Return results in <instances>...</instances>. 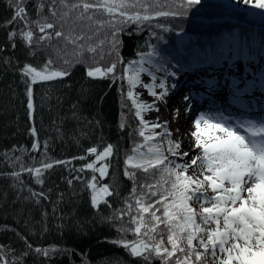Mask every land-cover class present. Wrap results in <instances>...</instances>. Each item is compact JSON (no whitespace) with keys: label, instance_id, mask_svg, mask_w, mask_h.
<instances>
[{"label":"trees","instance_id":"16d2710c","mask_svg":"<svg viewBox=\"0 0 264 264\" xmlns=\"http://www.w3.org/2000/svg\"><path fill=\"white\" fill-rule=\"evenodd\" d=\"M222 17L237 22H214ZM225 29L248 55L264 51L263 27L213 2L0 0V249L12 264H183L186 251L170 243L188 231L164 212L173 207L164 190L177 188L169 160L126 165L147 143L125 72L150 50L182 67L217 64ZM94 69L103 75L89 76ZM94 180L109 193L97 206Z\"/></svg>","mask_w":264,"mask_h":264},{"label":"rangeland","instance_id":"374dc122","mask_svg":"<svg viewBox=\"0 0 264 264\" xmlns=\"http://www.w3.org/2000/svg\"><path fill=\"white\" fill-rule=\"evenodd\" d=\"M189 1L195 3L213 2L224 5L244 13L247 21L264 28V7L261 4L263 0ZM101 9L106 13L113 14L114 12L110 11L111 8L104 4H102ZM229 19L222 17L215 19L214 22L232 23ZM197 20L199 21V19ZM187 44L186 35L177 36L175 47L179 53L186 54L184 47ZM223 50L228 51L230 56L226 54L227 57H225L226 52L224 53ZM216 55L220 61L217 64H211L210 61L207 65L182 67L158 58L157 53L150 50L145 55L138 56L126 68L127 97L142 127L141 136L147 143L139 146L135 153L126 160V165L132 168L148 169L158 167L169 160L168 169L176 174L175 185L177 188H174L175 190L173 189L170 193L168 190H164L165 193L169 194L173 203V207H170L171 210L173 208V211L171 212L169 208L166 209L165 207L164 212L171 216V221L179 222L182 228L188 231L183 238H179L177 242L172 239L173 243H170L173 245L174 251L182 248L183 252L186 251L187 255L181 258L183 264H193L195 260H199V264H264V205L261 199L256 197L254 192L244 197L238 194L229 195L226 191L227 184L218 178H214L206 170L205 156L199 158L197 149H189L185 145V142H188L200 147L203 146V142L207 141L209 134L206 133L201 124L202 118H205L207 113L215 112L206 108L203 110L204 114H200L203 111L197 114L196 119L198 121L194 122L191 119L194 112L193 106L208 104L217 94L223 93V85H227L228 78L234 73L239 79L235 78L237 81L232 89L230 88L231 93L234 94L233 91L235 90L237 94L244 97L246 103L250 102L251 99L255 100L256 106H259L257 108L261 107L260 103H264V90L258 92L259 90L256 89L261 85L264 89V78L254 77L252 83L256 93H253L245 88L247 85L244 87L245 80L242 81L241 75L246 68L249 73H256V75L259 73L264 77V74H260L264 72V51L262 53L253 52L252 55H248L245 47L240 44L236 30L225 29L219 44H216ZM155 72H159L161 75L156 78ZM87 74L91 77H100L103 72L101 69H94L89 70ZM32 75L36 80L53 76L47 73H32ZM145 76L156 78L157 82L150 81L148 85H144V81L147 79ZM179 76H184V78L180 79ZM189 80L191 81L188 82ZM176 81L180 84L185 82L188 87L186 91L181 90L180 92L181 97H184L181 99L188 101L183 107L179 105V100L172 98L173 93L170 88L176 86ZM136 83H138V90L145 91L157 103L158 110L163 117L162 121L151 123L146 122L141 116L140 118L137 117L139 112L129 98L131 92L135 90ZM215 108L219 111V108ZM224 118L228 119L226 116ZM230 118L238 119L241 123L254 120L257 124L264 126V120L257 118L243 115L230 116ZM188 135L190 138L187 140L185 136ZM210 135L213 139L219 140L218 136ZM255 136L256 134L251 133L250 141L259 144V139L255 138V140ZM91 150H89L91 151L90 156H94L95 151L94 149ZM89 167L95 173L101 174L103 172L101 166L96 169L94 165L90 164ZM90 191L94 206L103 202L109 194L106 188L97 185L95 180L90 185ZM215 196H220L225 200L220 199L218 201L217 198L218 203L212 202ZM169 201L167 200V202ZM171 238H176V236H171ZM124 245L128 246L129 251L134 256L142 254L146 249L142 243L131 245L124 243ZM192 249L204 254H200L199 258L192 257L188 254Z\"/></svg>","mask_w":264,"mask_h":264},{"label":"bare ground","instance_id":"6f19581e","mask_svg":"<svg viewBox=\"0 0 264 264\" xmlns=\"http://www.w3.org/2000/svg\"><path fill=\"white\" fill-rule=\"evenodd\" d=\"M261 4L264 7V0ZM222 6L239 14H244L224 5ZM229 21L234 23L237 22L232 19H229ZM223 51L224 53L226 52L225 57H227V55L230 56L228 51ZM155 74H157V77L155 76L156 78L161 75L159 72H155ZM260 74H264V72ZM241 75L242 81L245 80L244 87L247 85L245 87L246 89L256 93L252 80L255 76L259 78L264 77L259 75V73L257 75L256 73H249L246 68L242 71ZM146 78L144 85H148L150 81L157 82L156 78L153 79L150 76ZM183 78L184 76L180 77V79ZM235 78L238 77L234 73L228 78L227 85H223V93L217 94L208 104L193 106L194 112L192 111L193 115L191 119L194 122L198 121V119H196L197 114L206 108L214 110L215 113H207V116L204 115L205 118H202L203 121L201 124L206 133L209 134V136H207V141L205 143L203 142V146H195L194 143L192 145L188 142H185V145H187L189 149H197L199 158L205 156L204 163L206 170L212 174L214 178H218L227 184L226 191L229 195L238 194L244 197L254 192L256 197L260 198L264 205V126L257 124L254 120L243 121V123H241L238 119L230 118V116L243 115L264 120V103H260L261 107L257 108L259 106H256L255 100L250 98L251 101L246 103L244 97L237 94L235 90L233 91L234 94H232L231 89L237 81ZM190 81L191 80L188 82ZM137 84L138 83L135 84V90H133L129 96L139 112L137 117L140 118L141 116L146 122L151 123L162 121L163 117L158 110L157 103H155L145 91L138 90ZM175 84V87L171 86L170 88L173 93L172 98L179 100V105L183 107L188 101L186 99H181L184 97H181L180 92L181 90L186 91L188 87L185 82L180 84L176 81ZM256 89L259 90L258 92L264 90L263 85L256 87ZM236 106H239L240 109L236 108ZM215 107L219 108V111L215 110ZM200 114H204V111ZM225 116L228 119H225ZM251 133L256 134L254 139H259V144L251 143ZM210 134H214L216 137L218 136L219 140L213 139ZM185 137L187 140L190 138L189 135ZM217 198L218 201H220V199L225 200V198L215 196L212 202H217Z\"/></svg>","mask_w":264,"mask_h":264},{"label":"built area","instance_id":"2783aa9c","mask_svg":"<svg viewBox=\"0 0 264 264\" xmlns=\"http://www.w3.org/2000/svg\"><path fill=\"white\" fill-rule=\"evenodd\" d=\"M91 151H89V153H87V154H89L88 156L91 155ZM89 169L91 170L90 167H89ZM0 255L3 259L4 264H12L14 262V259L5 250L0 249Z\"/></svg>","mask_w":264,"mask_h":264},{"label":"water","instance_id":"95a60500","mask_svg":"<svg viewBox=\"0 0 264 264\" xmlns=\"http://www.w3.org/2000/svg\"><path fill=\"white\" fill-rule=\"evenodd\" d=\"M110 11H112V10H110ZM116 14H118V13H116Z\"/></svg>","mask_w":264,"mask_h":264}]
</instances>
